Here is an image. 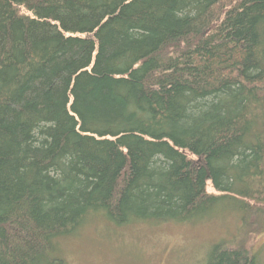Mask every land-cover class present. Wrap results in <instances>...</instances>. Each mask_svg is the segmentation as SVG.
Listing matches in <instances>:
<instances>
[{
  "label": "trees",
  "instance_id": "16d2710c",
  "mask_svg": "<svg viewBox=\"0 0 264 264\" xmlns=\"http://www.w3.org/2000/svg\"><path fill=\"white\" fill-rule=\"evenodd\" d=\"M231 204L264 233V0H0V264Z\"/></svg>",
  "mask_w": 264,
  "mask_h": 264
},
{
  "label": "rangeland",
  "instance_id": "374dc122",
  "mask_svg": "<svg viewBox=\"0 0 264 264\" xmlns=\"http://www.w3.org/2000/svg\"><path fill=\"white\" fill-rule=\"evenodd\" d=\"M207 190L217 192L211 183ZM189 221L136 222L116 227L101 214L60 238L65 264H206L216 244L245 250L264 264V233L248 228L233 204ZM245 223V224H244Z\"/></svg>",
  "mask_w": 264,
  "mask_h": 264
}]
</instances>
